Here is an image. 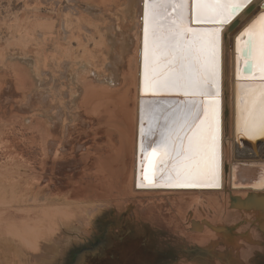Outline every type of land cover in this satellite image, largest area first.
Here are the masks:
<instances>
[{"label": "bare ground", "instance_id": "bare-ground-1", "mask_svg": "<svg viewBox=\"0 0 264 264\" xmlns=\"http://www.w3.org/2000/svg\"><path fill=\"white\" fill-rule=\"evenodd\" d=\"M263 2L251 0L240 12L228 17L226 23L218 24L216 20L220 17L215 14V6L210 0H125L126 16L138 18L135 23L140 34L136 54L129 62L123 54L125 49L129 50L130 44L126 33L121 40L122 53L115 52L113 61L103 57L94 64L98 69L103 68L102 72L98 71L100 77L110 76L107 71H112L113 75L122 71L123 78H131V86L123 94L112 91L108 83L92 86L91 78H96L79 73L75 63L81 61L73 62L72 56V61L65 59L61 36L69 46L73 40L80 42L84 37L79 29L69 27L67 16L60 20V30L51 21L44 39V84L50 90L42 98L47 107L44 115L49 126L45 127L42 137L45 139V162L41 184L52 195L63 194L64 187L71 183L66 175L92 174L93 181L83 180V177L70 178L74 185L71 187L81 191L78 197L91 196L120 204V196L142 195L152 203L153 215L159 222L184 237L191 234L199 244L215 245L218 237L211 229L192 232L197 230L191 222L193 218L198 223L207 219L205 205L219 207L225 204L234 211L239 209L230 208L232 197L245 199L252 192L264 195V187H260L264 183V137L257 135L250 139L243 134L244 118L248 115L244 110L245 92L264 84V66L260 57V39L264 32ZM63 10V13L67 11ZM214 29H219L215 75L209 78L213 71L212 49L204 34ZM249 31L254 33L252 37L248 36ZM245 49L249 51L247 56L243 52ZM71 50L76 59V50ZM248 60H252V71L245 73L243 66ZM56 80L60 81L62 98H68V104L76 99L79 90L83 91L81 123L78 122L76 128L65 125L67 101L62 103L58 99L54 88ZM99 81L105 82L103 79ZM101 126L107 128L101 131ZM183 126L184 130H181ZM178 132L180 135L176 134ZM91 149L95 152L89 155ZM78 160L84 167L76 165ZM233 161L240 165L232 167ZM234 168L241 174L232 179ZM4 182L10 184L8 179ZM208 184L218 186H203ZM188 203L193 213L188 211ZM200 205L204 206V214L197 211ZM239 211V216L256 218L260 225H264V212L254 209ZM226 220L227 217L218 215L214 222ZM184 222L185 230L182 229ZM254 236L257 237L258 233L255 232ZM222 237L236 255V248L240 246L236 237H229L226 233ZM207 248L212 250L209 246Z\"/></svg>", "mask_w": 264, "mask_h": 264}, {"label": "rangeland", "instance_id": "rangeland-1", "mask_svg": "<svg viewBox=\"0 0 264 264\" xmlns=\"http://www.w3.org/2000/svg\"><path fill=\"white\" fill-rule=\"evenodd\" d=\"M49 1L0 0V264H264V232L256 218L238 215L242 209L233 211L225 204L219 207L205 205V211H208L207 219H201L198 223L197 219L193 218L195 221L192 219L191 222L197 230L193 229L192 232L198 233L201 229L209 228L216 233L218 242L215 245H202L195 241L191 234L184 237L177 230H171L165 223L159 222L153 215L152 203L142 195L136 194L137 196L132 198L120 196V204L112 200H97L91 196L78 197L81 191L77 187V190L72 188V179L77 180L79 176H71L69 172L65 177H68L72 184L69 182L64 187L63 194L52 195L49 189L41 184L42 166L45 162L43 135L46 126H49L44 115L47 107L42 98L44 93L50 90L49 86L44 84V39L51 21L55 23L56 29L60 30V20L67 16L69 27L79 29L84 37L80 42L73 40L69 46L62 38L63 34L60 35L64 42L65 59L71 60L72 56L73 62L81 61L82 63H75L79 73H88L96 78H91L92 86H104L108 83L111 90L118 94L127 92L132 83L131 78H123L122 71L115 75L112 71H107L110 76L100 77L98 71L103 68L98 69L94 64L103 60V57L113 61L115 52L122 53L121 40L126 33L130 44L129 50L125 49L123 54L129 62L136 54L140 34V28L135 23L138 18L132 19L124 13L125 0H107L103 3L101 0V3L96 0ZM62 10L67 11L63 13ZM229 32L230 35L233 34L232 29ZM72 48L77 52L76 59L73 57ZM134 63L132 67L135 69ZM54 84L58 99L61 102L67 101L65 108L68 115L65 125L70 124L69 126L76 128L78 122L81 123L80 103L83 100V91L79 90L81 92L77 93L76 101L68 104V98H62L64 96L61 93L60 81L56 80ZM130 95L133 100L136 99L132 93ZM106 128L101 126L99 129L104 131ZM181 130H184V126ZM61 132L63 134L64 129ZM176 134L180 135V132ZM93 151L95 152V149H91L89 155L94 153ZM78 161L76 165L84 167L83 162ZM231 165L238 166L240 163L233 161ZM232 172V179L241 174L237 168ZM80 177H83V180H94L92 174L85 173ZM7 179L9 185L4 182ZM72 189L76 193L72 192ZM203 209L204 206L200 205L197 211L203 213ZM188 211L193 213L190 203ZM217 213L219 217H227L228 220L215 223ZM124 220L128 231L136 237L129 239L130 251L122 252L123 246L120 244L116 252L108 254L106 240L111 237L120 238L121 241L127 240L124 236ZM149 220L153 221V225ZM53 221L54 224L51 223ZM182 226L185 230V222ZM222 228H225V231ZM255 232L258 233L257 237L254 236ZM225 233L229 237H236L240 244L239 249L236 248V255L229 249L230 244L223 239L222 234ZM208 246L212 250L208 251ZM75 254H78L77 258Z\"/></svg>", "mask_w": 264, "mask_h": 264}, {"label": "snow or ice", "instance_id": "snow-or-ice-1", "mask_svg": "<svg viewBox=\"0 0 264 264\" xmlns=\"http://www.w3.org/2000/svg\"><path fill=\"white\" fill-rule=\"evenodd\" d=\"M215 6V14L220 17L216 20V23L222 24L227 22V18L240 12L241 9L245 8L251 3V0H210ZM219 29H214L209 33H205L206 42L212 49V62L213 71L209 73V78H213L214 72V61H215V47L218 39ZM254 33L248 32V36L252 37ZM145 46L147 48V34L145 37ZM245 46H248V42H245ZM260 57L262 66H264V32L261 33L260 39ZM147 60V54H146ZM248 113L247 117L244 118L243 122V134L247 135L250 139L255 136L264 137V84H260L258 89L250 88L245 92V109ZM195 118V117H194ZM201 186V185H193ZM203 186H218L217 184H208ZM264 187V183L260 185Z\"/></svg>", "mask_w": 264, "mask_h": 264}, {"label": "water", "instance_id": "water-1", "mask_svg": "<svg viewBox=\"0 0 264 264\" xmlns=\"http://www.w3.org/2000/svg\"><path fill=\"white\" fill-rule=\"evenodd\" d=\"M201 24V23H194ZM202 24H209V23H202ZM245 56L248 55V50L243 51ZM243 71L245 73H249L252 71V60H248L246 64L243 66ZM231 207L238 208V209H245V210H260L264 212V195L261 194H249L245 199L241 198L240 196H234L231 199ZM264 226V225H263ZM261 225V228L264 232V227ZM225 231V228H222Z\"/></svg>", "mask_w": 264, "mask_h": 264}, {"label": "flooded vegetation", "instance_id": "flooded-vegetation-1", "mask_svg": "<svg viewBox=\"0 0 264 264\" xmlns=\"http://www.w3.org/2000/svg\"><path fill=\"white\" fill-rule=\"evenodd\" d=\"M123 223H124V227H125V234H124V236L127 238V240H123V241H121V239L120 238H115V237H111L110 239H108V240H106L107 242H108V249H107V251H108V254H113L114 252H116L115 250L119 247V245L121 244V246H123L122 247V252H125V253H127V252H129L130 250H129V248H130V245H129V243H131V242H129V239L131 238V239H133L135 236H133V234H131L129 231H128V225L126 224V222H125V220L124 221H122ZM108 237V236H107ZM136 238V237H135ZM106 242V243H107ZM76 255V257L75 258H77V255L78 254H75ZM75 260V259H74Z\"/></svg>", "mask_w": 264, "mask_h": 264}]
</instances>
